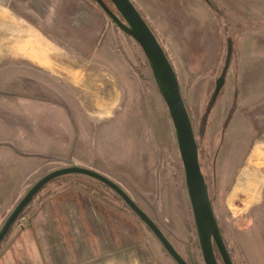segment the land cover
<instances>
[{
    "label": "rangeland",
    "instance_id": "1",
    "mask_svg": "<svg viewBox=\"0 0 264 264\" xmlns=\"http://www.w3.org/2000/svg\"><path fill=\"white\" fill-rule=\"evenodd\" d=\"M131 1L178 76L234 264H264V0ZM97 65L118 92L115 111L95 110L92 122L72 79ZM70 162L119 183L186 261L204 264L173 123L137 42L95 0H0V228L33 184ZM22 218L0 264H176L85 176L48 184Z\"/></svg>",
    "mask_w": 264,
    "mask_h": 264
},
{
    "label": "water",
    "instance_id": "2",
    "mask_svg": "<svg viewBox=\"0 0 264 264\" xmlns=\"http://www.w3.org/2000/svg\"><path fill=\"white\" fill-rule=\"evenodd\" d=\"M109 1L114 10L104 0H95L111 21L126 35L133 38L140 46L152 72L158 92L168 108L184 167L186 188L204 264H219L217 252L223 264H234L214 212L208 184L199 161V145L196 140L192 119L182 95L174 66L156 34L133 2L131 0ZM228 66L229 62L224 74L216 81L214 98L219 95L226 84ZM70 175L85 176L110 188L124 201L126 206L147 229L150 230L176 264H191L184 259L158 224L135 202L119 183L96 170L84 168L72 162L67 167L49 172L30 187L1 226L0 245L35 197L48 184Z\"/></svg>",
    "mask_w": 264,
    "mask_h": 264
},
{
    "label": "crops",
    "instance_id": "3",
    "mask_svg": "<svg viewBox=\"0 0 264 264\" xmlns=\"http://www.w3.org/2000/svg\"><path fill=\"white\" fill-rule=\"evenodd\" d=\"M197 1L198 0H194L193 4L198 5ZM201 3L202 2L199 1L200 5H201ZM179 10H180L179 11L180 15L182 14V15L187 16V14H186L187 10L184 8V5H181ZM99 55H100V52H99ZM78 73L79 74H77V76H75V77L72 76V77H74L72 80L75 81V84L77 87L76 88V94L79 92L78 98H80V100L81 99L84 100V103H83L84 106L83 107H85V112L88 113L89 117L91 114H93V112L95 110L98 113L100 111H108L109 109L112 111L113 110L115 111L117 92H118L117 91L118 89L116 86V84H117L116 77L114 76L115 87L107 89V87L103 86L106 83H102V82L100 83V78H101L100 75H102L104 78L105 74H111L106 68H104V66L103 67L99 66V65L92 66V68H86V70H83L82 72L78 71ZM90 120L93 122L92 118ZM52 134H54V133H52ZM75 135L80 136V134H75Z\"/></svg>",
    "mask_w": 264,
    "mask_h": 264
},
{
    "label": "trees",
    "instance_id": "4",
    "mask_svg": "<svg viewBox=\"0 0 264 264\" xmlns=\"http://www.w3.org/2000/svg\"><path fill=\"white\" fill-rule=\"evenodd\" d=\"M70 176H71V177H79L78 175H70ZM59 179H61V178H59ZM57 180H58V179H57ZM55 181H56V180H55ZM33 201H34V200H33ZM33 201H32V203H33ZM32 203H31V204H32ZM31 204H30L29 206H31ZM23 214H24V213H23ZM23 214H22V216H23ZM22 216H21V217H22ZM9 233H10V232H9Z\"/></svg>",
    "mask_w": 264,
    "mask_h": 264
},
{
    "label": "flooded vegetation",
    "instance_id": "5",
    "mask_svg": "<svg viewBox=\"0 0 264 264\" xmlns=\"http://www.w3.org/2000/svg\"><path fill=\"white\" fill-rule=\"evenodd\" d=\"M207 3H210V0H205ZM218 253V252H217Z\"/></svg>",
    "mask_w": 264,
    "mask_h": 264
},
{
    "label": "built area",
    "instance_id": "6",
    "mask_svg": "<svg viewBox=\"0 0 264 264\" xmlns=\"http://www.w3.org/2000/svg\"><path fill=\"white\" fill-rule=\"evenodd\" d=\"M19 220H23V218H22V217H20V218H19Z\"/></svg>",
    "mask_w": 264,
    "mask_h": 264
}]
</instances>
